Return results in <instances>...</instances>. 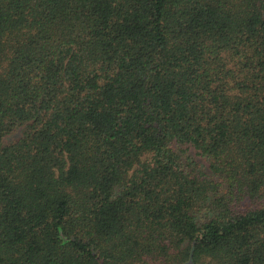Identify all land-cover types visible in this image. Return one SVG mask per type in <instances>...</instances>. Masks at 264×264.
<instances>
[{"label":"trees","instance_id":"1","mask_svg":"<svg viewBox=\"0 0 264 264\" xmlns=\"http://www.w3.org/2000/svg\"><path fill=\"white\" fill-rule=\"evenodd\" d=\"M0 264H264V0H0Z\"/></svg>","mask_w":264,"mask_h":264}]
</instances>
